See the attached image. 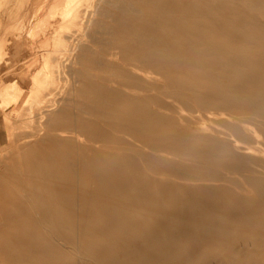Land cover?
<instances>
[{"label": "bare ground", "instance_id": "6f19581e", "mask_svg": "<svg viewBox=\"0 0 264 264\" xmlns=\"http://www.w3.org/2000/svg\"><path fill=\"white\" fill-rule=\"evenodd\" d=\"M4 1L0 264H264V0Z\"/></svg>", "mask_w": 264, "mask_h": 264}, {"label": "rangeland", "instance_id": "374dc122", "mask_svg": "<svg viewBox=\"0 0 264 264\" xmlns=\"http://www.w3.org/2000/svg\"><path fill=\"white\" fill-rule=\"evenodd\" d=\"M5 4V5H4ZM6 6V2L4 1V3L2 2H0V8L1 9H3L4 7ZM6 12V11H5ZM7 21H8V19H7V17L5 16L4 18H3V20L1 21L2 23H3V25L1 24V26H2V30H5V27H6V25H7ZM1 107V106H0ZM0 117L2 118V121L3 122H5V120H6V118H5V116H4V118H3V115H0ZM12 117H10L9 119H11ZM2 128H3V130H6V134L4 135L3 134V136H2V138H1V134H0V165H4V159H5V157H6V155L8 154V151H11L13 148L12 147H14V144H12V143H9V140H10V138H9V136L10 137H12V135H14V133L15 134H17V132L21 129L20 127H11V129L10 130H12V128H15V129H13V132L14 133H12V134H10V135H8V132L7 131H9V129L6 127V123H5V125L3 126L2 125ZM19 129V130H18ZM10 133V132H9ZM6 143V144H5ZM9 143V144H8ZM5 144V145H4ZM15 148V147H14ZM3 150H4V152H3ZM7 153V154H6Z\"/></svg>", "mask_w": 264, "mask_h": 264}]
</instances>
